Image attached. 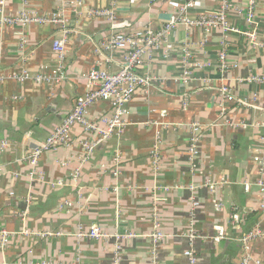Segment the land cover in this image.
I'll list each match as a JSON object with an SVG mask.
<instances>
[{
  "label": "crops",
  "instance_id": "0c3cea01",
  "mask_svg": "<svg viewBox=\"0 0 264 264\" xmlns=\"http://www.w3.org/2000/svg\"><path fill=\"white\" fill-rule=\"evenodd\" d=\"M183 1L118 0L120 28L87 14L107 8L110 0L0 4V19L22 11L50 17L64 9L70 29L61 62L53 50L62 36L58 24L0 23V142H8L0 167V264H112L115 233L134 234L120 241L123 264H240L241 236L258 225L264 233V199L257 185L264 178V81L248 79L264 77V0H255L253 23L246 20L250 0H228L236 31L180 24L169 37L170 50L163 44L136 67L153 81L138 88L128 104L123 134L98 143L86 156L82 141H95L97 134L76 125L68 144L42 154L43 179L30 177L26 156L87 90L90 70L121 67L126 49L105 50L101 43L119 29L150 25L161 30ZM221 4L197 0L190 15L216 13ZM248 33H255V40ZM185 44L193 64L183 81ZM98 48L103 50L97 53ZM59 67L66 76L61 83L14 77L24 72L50 76ZM224 87L232 98L221 93ZM111 112L109 101H98L89 118L100 122ZM193 124L202 128L195 159L189 153ZM158 130L163 142L155 168L151 151ZM192 197L198 206L193 207ZM155 222L165 235L159 243L150 236ZM94 226L109 236L80 235ZM218 226L225 228L226 238L216 241ZM188 249L196 254L195 263L185 255ZM252 251L264 263V234Z\"/></svg>",
  "mask_w": 264,
  "mask_h": 264
},
{
  "label": "built area",
  "instance_id": "2783aa9c",
  "mask_svg": "<svg viewBox=\"0 0 264 264\" xmlns=\"http://www.w3.org/2000/svg\"><path fill=\"white\" fill-rule=\"evenodd\" d=\"M117 3L118 0H110V5L107 8H91L87 10V14L95 17H105L112 23L113 27L120 28V24L116 23ZM255 3V0H250V4L246 12V20L250 23L254 22ZM0 4H4V0H0ZM196 5L197 0H184L176 11L165 21L164 27L161 30H155L150 25L133 29L130 32H124L119 29L101 43V48L105 50L126 49V55L124 56L121 67L117 71H109L103 67H93L90 70L87 76V90L77 97L75 105L64 117L62 123L26 156V160L32 165L30 173L31 178L37 177L39 179H43V173L38 168L42 154L49 150H55L60 145L68 144L71 139L72 129L76 125H79L85 132H93L97 134L95 141H91L89 139L82 141V145L86 151V156H88L95 149L98 143L114 135L121 136L123 134L127 125V116L129 114L128 104L133 99L138 88L148 87L153 81L151 76L140 75L137 73L136 67L146 63L148 60H151L155 51L159 50L163 44H165L167 50H170L173 45L170 43L169 37L180 24L185 25L188 28L200 27L206 31H209L210 29L221 30L224 33L237 30L230 23L228 18V0H222V4L216 13H204L197 16H191L190 10L194 9ZM29 22H51L60 26L62 36L54 40L53 50L58 55L59 60L61 62L64 61L67 53L66 44L70 33V29L67 26L68 19L65 16L64 9H59L50 17L29 15L25 11H22L19 15H3L0 19V23L3 24H25ZM248 35L252 38V40H255V33H248ZM226 46L227 43L224 42V48L219 54L223 69L226 67L227 62ZM101 48L96 49V52L100 53L103 50H101ZM182 62L184 65V72L181 79L186 81L189 79L191 74L190 67L193 64L192 52L188 47V44H185L183 47ZM14 77L19 80L32 79L35 82L46 81L56 83H61L66 78L60 67L50 76L37 74L34 77H31L29 73L24 72L20 75H15ZM248 79L264 81V77L262 76L259 77L252 75L251 77H248ZM221 93L226 97L232 98L231 90L228 87H224ZM98 101H109L112 109L111 115L101 119L102 121L100 122L89 118L90 107ZM101 123L104 124V127L100 125ZM192 129L193 136L190 140L189 153L191 159H195L198 153V142L202 128L198 124H193ZM162 142V131L158 130L155 136V144L151 151L155 168L159 167ZM7 146V141L0 142V167L2 166L1 155ZM116 159L119 160V155ZM262 163L264 164V161H262ZM76 175H78V173ZM257 185L264 199L263 177L257 181ZM210 186L213 187L214 183ZM192 200L193 207L198 206V201L194 197H192ZM263 234V229L258 225L241 236L240 242L242 244L243 253L240 264H264L261 259L253 255L252 251L253 242L261 238ZM7 235L8 234L6 232L2 233L3 245L7 242ZM80 235H86L91 238H105L109 236V234L102 231L98 226H94L88 232L80 233ZM133 235L134 234L132 233H115L111 235L116 239V248L112 264H123L120 253V241L124 238L132 237ZM150 236L155 243H159L165 237L158 222H155V230L150 234ZM190 236L192 238L195 237L193 230ZM224 238H226L225 228L218 226L214 239L219 241ZM185 255L190 258L192 263L197 261V256L193 250H186ZM153 264H157L156 260H154Z\"/></svg>",
  "mask_w": 264,
  "mask_h": 264
}]
</instances>
